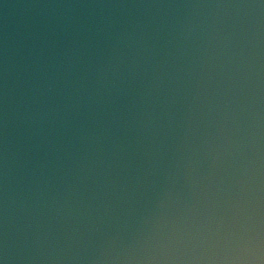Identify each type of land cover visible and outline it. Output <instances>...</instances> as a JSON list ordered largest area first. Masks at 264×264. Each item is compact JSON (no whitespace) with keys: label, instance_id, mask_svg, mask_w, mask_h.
<instances>
[{"label":"water","instance_id":"water-1","mask_svg":"<svg viewBox=\"0 0 264 264\" xmlns=\"http://www.w3.org/2000/svg\"><path fill=\"white\" fill-rule=\"evenodd\" d=\"M0 264H264V0H0Z\"/></svg>","mask_w":264,"mask_h":264}]
</instances>
